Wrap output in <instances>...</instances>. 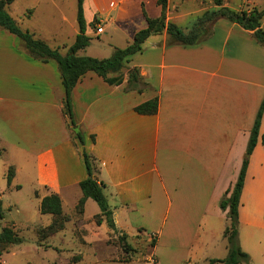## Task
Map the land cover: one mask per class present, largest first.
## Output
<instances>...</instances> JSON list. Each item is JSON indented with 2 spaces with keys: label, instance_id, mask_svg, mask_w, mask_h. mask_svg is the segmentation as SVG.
Listing matches in <instances>:
<instances>
[{
  "label": "crops",
  "instance_id": "obj_1",
  "mask_svg": "<svg viewBox=\"0 0 264 264\" xmlns=\"http://www.w3.org/2000/svg\"><path fill=\"white\" fill-rule=\"evenodd\" d=\"M155 1L84 0L87 27L94 18L103 23H98L100 27L115 24V31L128 25L127 38H132L126 46L147 25L143 6ZM233 1L224 0L223 5L260 9L255 0H242L237 6L231 5ZM216 7L213 0H169L167 19L189 32L200 16ZM160 14L161 7L154 16ZM190 16L195 19L185 21ZM205 27L199 41L191 44L169 43L166 29L150 35L142 50L126 62L127 71L118 84L108 83L94 71L82 75L71 94L74 126L68 124L64 111L58 62L34 58L18 35L0 27V156L6 178L9 167H14L9 186L24 168L20 154L28 155L46 187L40 201L56 192L62 206L69 199L75 210L83 195L79 182L88 175L85 150L91 155L94 175L106 185L119 233L126 232L128 240L146 235V253L135 252L129 261L120 262L139 261L140 254L153 264H207L220 258L198 261L201 250L208 252L218 219L227 218L219 203L235 184L246 156L264 97V45L252 30L226 17L209 20ZM65 44L71 43L61 46ZM107 45L111 53L120 47ZM87 47L78 53L97 56L87 53ZM133 67L147 83L142 91L129 88L128 72ZM156 95V113L135 110ZM73 128L81 131L84 142L74 136ZM263 134L264 113L239 207L240 225L254 232L264 231ZM88 199L84 211L76 214L85 243L88 234L100 235L96 228H83ZM104 222L103 217L99 227ZM106 232L115 231L107 225Z\"/></svg>",
  "mask_w": 264,
  "mask_h": 264
},
{
  "label": "rangeland",
  "instance_id": "obj_2",
  "mask_svg": "<svg viewBox=\"0 0 264 264\" xmlns=\"http://www.w3.org/2000/svg\"><path fill=\"white\" fill-rule=\"evenodd\" d=\"M255 1L260 5V9L264 8V0ZM241 2L242 0H234L230 3L237 6ZM77 9V0H15L7 6V10L18 21L21 28L34 32L36 37H42L52 47L59 45L62 54L66 53L67 48L61 44L64 42L72 44L79 32ZM144 10L150 17H155L154 13L159 11L160 7L155 1L147 7L143 6ZM193 18L195 19V16L184 19L187 21ZM262 20L264 21V17ZM93 23V25L90 23L88 31L86 30L90 36V43H92L87 47V53H96L95 57H109L112 54L111 47L107 45L108 42L122 47L127 43V39L132 38V36L127 38L130 28L128 25L115 31L113 29L115 24L105 23L104 26L101 25L102 30L100 31L98 23L101 22L94 18ZM105 27L108 29V34L105 33ZM93 49L96 52L92 51ZM126 71L127 66L122 69L123 76ZM2 146L4 147L1 145V148ZM18 161L24 165V168L13 180V185L9 186L5 164L0 156V198L4 212V218L0 219V226L3 223L15 225L21 237L19 243H14L3 250L0 255V264H153L150 260H145L140 253L136 255L140 258L139 261L132 263L119 261L127 256L118 241L119 233L108 234L106 232L107 222L99 227L100 223L96 220L95 214L100 211V207L91 198L88 199L89 202L85 208L83 228L89 231L96 228L100 235L88 234L86 243L81 241L84 237L79 230L81 223L76 216L74 202L68 199L63 204L64 211L69 216L65 227L53 236L40 238L37 232L38 227L49 224L52 218L50 213H42L39 207L40 197L46 187L38 180L34 160L30 161L28 155L20 154ZM228 224V216L218 219L216 227L210 233L208 252L201 250L199 263L206 262L208 257L222 259L227 256L229 248L224 230ZM238 230V244L243 251L249 254L250 260L237 264H264V231H250L247 225H240V223ZM245 232L248 233L247 237ZM200 234L205 235L202 230ZM145 237L146 235L140 234L136 238L134 236H130L129 240L127 238V241L135 247V251L130 252L129 255L133 256L135 252L137 254L138 252L146 253ZM215 264L221 263L216 262Z\"/></svg>",
  "mask_w": 264,
  "mask_h": 264
},
{
  "label": "trees",
  "instance_id": "obj_3",
  "mask_svg": "<svg viewBox=\"0 0 264 264\" xmlns=\"http://www.w3.org/2000/svg\"><path fill=\"white\" fill-rule=\"evenodd\" d=\"M15 0H0V27L6 28L12 33L18 35L27 49V51L34 58L48 61L54 59L58 62L62 84L65 90V104L64 111L69 117L68 124L70 126L76 125V120L73 113L72 105V89L76 82L88 71H94L102 76L104 80L111 84H118L123 81L122 69L126 67V62L129 61L130 56L139 52L143 48L144 41L152 34L162 32L166 29L169 38V43L191 44L199 41L201 32L205 31V23L209 20H214L218 17H226L234 22L239 23L242 27L253 31L255 38L264 45V27L262 26V19L264 17V8L259 9L254 7L250 10L234 9L223 5L224 0H213L217 5L216 8L207 10L200 16L197 22L192 26L189 32L183 31L174 22L167 19V7L169 0H157L161 7V14L158 17H150L144 10V15L147 20L146 27L135 32L133 40L124 47H115L113 53L109 57H95L91 55H82L78 51L86 48L90 43V36L86 33L87 22L84 14V0H77V21L79 24V32L76 34L74 42L67 47L66 53L62 54L59 47H52L47 41L36 37L35 33L29 29H23L18 24V21L7 10V6ZM94 24V23H93ZM92 24V25H93ZM129 88L142 91L147 83L144 82L139 74V68L133 67L128 72ZM144 84V85H143ZM159 106L158 95L151 99L139 103L135 110L143 114H154L157 112ZM264 113V97L260 103L254 124L251 129L249 141L246 148V156L235 184L229 188L220 200V207L227 211L229 224L224 230V236L228 241V254L226 257L211 258L207 264H214L220 262L221 264H237L242 261H249L250 256L243 251L238 244V225H239V207L241 203L242 190L245 183L246 172L249 163V156L254 150L258 142L260 133V125ZM73 134L80 142H84L83 134L78 128H73ZM264 141V134L262 135ZM84 160L87 167L88 175L79 182L82 190V197L76 205V213L81 214L84 211V203L87 198L94 199L99 207L100 213L97 214L96 220L101 223L103 217L107 225L115 232L119 233L116 227L113 210L110 207L106 194L104 192L105 183L94 175V170L91 162V155L85 150L83 151ZM14 176V167L10 166L7 172V182H11ZM40 211L42 213L52 214V220L47 225H40L37 232L40 238L51 236L65 227L69 216L63 212L62 199L56 192L49 193L42 197L40 201ZM4 217L2 203L0 200V219ZM128 234L126 232L119 233L118 241L127 254L122 261H129L131 258L130 252L135 251V247L131 242L127 241ZM21 237L17 230L12 225L0 226V255L8 246L19 243ZM156 237L153 236L151 244L155 245Z\"/></svg>",
  "mask_w": 264,
  "mask_h": 264
},
{
  "label": "built area",
  "instance_id": "obj_4",
  "mask_svg": "<svg viewBox=\"0 0 264 264\" xmlns=\"http://www.w3.org/2000/svg\"><path fill=\"white\" fill-rule=\"evenodd\" d=\"M99 30L101 31L102 30V27H99Z\"/></svg>",
  "mask_w": 264,
  "mask_h": 264
}]
</instances>
